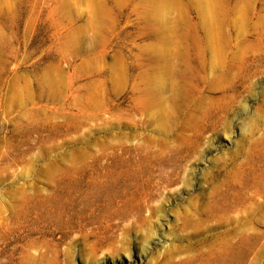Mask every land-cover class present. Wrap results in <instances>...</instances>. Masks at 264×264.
I'll use <instances>...</instances> for the list:
<instances>
[{"label": "rangeland", "instance_id": "obj_1", "mask_svg": "<svg viewBox=\"0 0 264 264\" xmlns=\"http://www.w3.org/2000/svg\"><path fill=\"white\" fill-rule=\"evenodd\" d=\"M200 2L0 0V264H264V0Z\"/></svg>", "mask_w": 264, "mask_h": 264}, {"label": "bare ground", "instance_id": "obj_2", "mask_svg": "<svg viewBox=\"0 0 264 264\" xmlns=\"http://www.w3.org/2000/svg\"><path fill=\"white\" fill-rule=\"evenodd\" d=\"M208 1L209 0H201V2H200V9H201V11H202V13H203V17L204 18H208L209 16H210V11H209V7H208ZM156 13V12H155ZM167 46V43H164L163 45H162V47H166ZM129 148V147H128ZM134 152V150L133 149H126V150H121L120 149V153H119V155H123V154H128V155H131V154H133V152ZM128 158H130V157H128ZM78 170H82V169H78ZM77 170V171H78ZM77 171L76 170H74V168L73 167H70L69 168V170L67 171V173H68V179H69V185L70 184H74V182L76 181V175H77ZM79 172V171H78ZM82 172V171H81ZM122 173V170L121 169H119V170H117V169H115V168H113V170H111V171H108L107 173H105L104 175H103V179H102V182L101 183H96L95 184V187L97 186L100 190H102V189H104L105 188V185H103L102 183H105L106 181H104V178H106V176H108L110 179H111V181H109L108 183H110V184H114V181H116L117 180V178H118V175L119 174H121ZM78 174H80V173H78ZM78 176V175H77ZM80 177V176H79ZM82 177V176H81ZM92 179V178H91ZM77 180H80V179H77ZM104 181V182H103ZM80 182V181H79ZM78 183V182H77ZM97 184H99V185H97ZM74 192V191H73ZM129 217V214H126L125 215V218L127 219ZM49 234H51V233H49ZM62 234H63V237L65 238V239H68L69 240V242L70 243H73V242H78L79 241V239H75V237H73L72 236V233L69 231H62ZM55 254H56V256H58L59 255V251H56L55 252ZM65 255H67V259H68V261H66L65 262V264H72L74 261H72V260H70L69 259V257H71L70 255H69V253L68 252H65V253H62V256H65ZM73 258V257H72Z\"/></svg>", "mask_w": 264, "mask_h": 264}]
</instances>
